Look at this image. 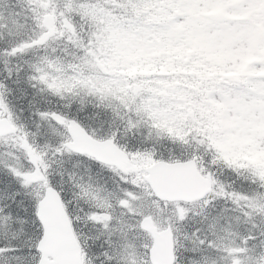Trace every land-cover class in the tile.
<instances>
[{"label":"snow or ice","instance_id":"snow-or-ice-1","mask_svg":"<svg viewBox=\"0 0 264 264\" xmlns=\"http://www.w3.org/2000/svg\"><path fill=\"white\" fill-rule=\"evenodd\" d=\"M0 264H264V0H0Z\"/></svg>","mask_w":264,"mask_h":264}]
</instances>
